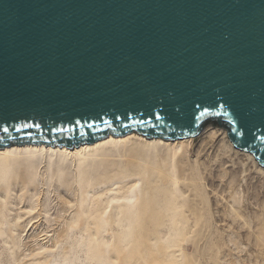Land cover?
<instances>
[{
    "label": "water",
    "instance_id": "water-1",
    "mask_svg": "<svg viewBox=\"0 0 264 264\" xmlns=\"http://www.w3.org/2000/svg\"><path fill=\"white\" fill-rule=\"evenodd\" d=\"M206 125L264 168V0H0V148Z\"/></svg>",
    "mask_w": 264,
    "mask_h": 264
},
{
    "label": "rangeland",
    "instance_id": "rangeland-1",
    "mask_svg": "<svg viewBox=\"0 0 264 264\" xmlns=\"http://www.w3.org/2000/svg\"><path fill=\"white\" fill-rule=\"evenodd\" d=\"M191 139L0 160V264H264V168Z\"/></svg>",
    "mask_w": 264,
    "mask_h": 264
},
{
    "label": "bare ground",
    "instance_id": "bare-ground-1",
    "mask_svg": "<svg viewBox=\"0 0 264 264\" xmlns=\"http://www.w3.org/2000/svg\"><path fill=\"white\" fill-rule=\"evenodd\" d=\"M191 138L172 142V141H167V140H162V139H157V138H146L145 136H142V135L128 133L123 136H113V135L106 136L105 138L97 141L96 143L92 145H79L73 148H68L66 146L59 147L57 145L55 146H51V145H11V146H6L4 148H0V160L9 161L12 159V157H20L23 155H26L27 158L34 157V156H43V155L44 156L57 155L58 157H61V158H69L72 160L83 161L87 159L88 157L95 155L97 152H100L107 146L118 147L119 145L130 144L131 142H137L138 144H142L148 147H155L158 145L160 146L163 145V146H173L175 148H182L183 145L187 146L191 143V140H192ZM135 149L139 151L138 147ZM242 154L244 153L242 152Z\"/></svg>",
    "mask_w": 264,
    "mask_h": 264
}]
</instances>
